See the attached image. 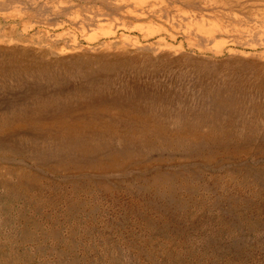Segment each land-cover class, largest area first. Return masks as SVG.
Returning a JSON list of instances; mask_svg holds the SVG:
<instances>
[{"label": "rangeland", "instance_id": "obj_1", "mask_svg": "<svg viewBox=\"0 0 264 264\" xmlns=\"http://www.w3.org/2000/svg\"><path fill=\"white\" fill-rule=\"evenodd\" d=\"M0 264H264V0H0Z\"/></svg>", "mask_w": 264, "mask_h": 264}, {"label": "bare ground", "instance_id": "obj_2", "mask_svg": "<svg viewBox=\"0 0 264 264\" xmlns=\"http://www.w3.org/2000/svg\"><path fill=\"white\" fill-rule=\"evenodd\" d=\"M103 112H104V109H101V114H103ZM108 116H111V115L109 114ZM114 123H115V122H114ZM114 123L109 124L110 129H111L112 131H114V130H113V127H112V126L115 125Z\"/></svg>", "mask_w": 264, "mask_h": 264}]
</instances>
